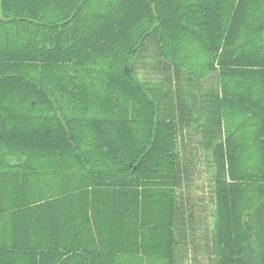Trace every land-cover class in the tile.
<instances>
[{
  "label": "trees",
  "instance_id": "1",
  "mask_svg": "<svg viewBox=\"0 0 264 264\" xmlns=\"http://www.w3.org/2000/svg\"><path fill=\"white\" fill-rule=\"evenodd\" d=\"M150 45L169 65L155 86L137 75ZM201 58L215 248L264 264V0H0V264L82 254L98 201L143 210L156 188L172 205L173 122L198 121L181 75Z\"/></svg>",
  "mask_w": 264,
  "mask_h": 264
},
{
  "label": "crops",
  "instance_id": "2",
  "mask_svg": "<svg viewBox=\"0 0 264 264\" xmlns=\"http://www.w3.org/2000/svg\"><path fill=\"white\" fill-rule=\"evenodd\" d=\"M208 124V122L201 123L199 120L180 122L177 118L173 122L176 157L182 170L185 169L184 164H188L185 163L186 161L192 165L196 163L197 156L200 155L199 146L205 148V139L212 135V130H215ZM199 126L202 127L200 133L188 132L189 130H197ZM188 134L192 140L190 144L192 151L189 152L188 148L186 151H188L189 156L193 157L192 160L184 159V146L179 143L180 140L189 136ZM209 148L206 150L208 152L206 154L209 162L208 170L214 172L213 201L211 204L210 202L196 201L191 195L193 178L198 171L195 165L192 168L195 170L192 178L188 179L185 171L179 176L180 181L173 188L174 202L172 205L167 199L163 201L161 190L156 188H148L144 196H139L143 210L140 206L137 211L135 203L123 207L114 200L112 202L98 201L96 203V227L93 228V234H88L85 237L89 243L87 250L75 256L66 254L53 256L56 258L53 259L55 264H199L203 250L197 252L190 244L193 228L191 223L194 217L199 215L193 211L201 209V207L208 210V214L204 215L207 217L209 225L207 229L209 242L205 244L206 251L209 258L211 256L216 257L214 264H218V261L221 264V255L216 250L214 243L215 157L211 145ZM142 191L140 189L138 192L141 193ZM213 209V228H211ZM122 210L127 213H122ZM145 213L147 217L143 216V218L142 214L145 215ZM200 255L201 257L198 258Z\"/></svg>",
  "mask_w": 264,
  "mask_h": 264
},
{
  "label": "rangeland",
  "instance_id": "3",
  "mask_svg": "<svg viewBox=\"0 0 264 264\" xmlns=\"http://www.w3.org/2000/svg\"><path fill=\"white\" fill-rule=\"evenodd\" d=\"M148 49L149 51L145 52L141 56L143 57V59L139 60L137 63V75L142 82L150 86H155L161 79H163V74L161 72H163V70H166L169 65L162 64L161 62H159L160 60L158 58H155L153 56L154 52L152 53L151 45L148 47ZM206 64H207V59L205 58H201L198 61H196L194 64L196 66L195 69L193 70V74H192L193 76L192 75L190 76L187 70L184 71V73L181 75V78H183L184 80L183 83H188L190 84V87L191 85H193V87L186 89V91L187 90L190 91L188 93L189 95H187L185 91L182 94L178 95L181 109L182 110L189 109L191 111L190 117L198 116V120L201 123L205 122L206 114H204V112L207 111L208 109L209 110L215 109L214 94L215 92H217L216 91L217 80L215 78V73L214 74L210 73L205 78L201 80H196V78H200V76L204 73ZM175 83L174 86L176 85L175 87L177 89V87L180 85H178L177 82ZM175 93L177 94V90L175 91ZM174 95L175 94H173V99L175 98ZM186 103L188 104V106ZM201 131H202V127L199 126L197 130H192V131L189 130L188 132L200 133ZM188 135L189 136L185 137L183 140H180L179 143L184 146L183 149L185 152L184 159L192 160L193 157L188 155L189 154L188 151L189 152L192 151L190 150V144L192 140L190 138V134ZM193 138L195 139V137ZM187 148L189 149L188 151H186ZM194 148L196 147L194 146ZM198 151L200 155L197 156L198 160L196 161V163L193 164L197 166L198 171L196 172V175L193 178V189L191 191V195L196 201L199 200V201H204L206 203L210 202L211 204V202L213 201L212 184L214 180L213 178L214 172L213 170H208L209 162H208V157L206 156V154L208 153L206 151V148L199 146ZM185 163L188 164H184L185 169L181 170V173L185 171V175L188 177V179H190L195 174V170L192 169L195 166H193L192 163L189 164V161H186ZM193 212L195 214L198 213L199 215L195 216L194 220L191 223V226L193 228L191 234L192 242L190 245L192 248L194 247L197 252L198 250H203L202 257L201 255L198 257V258L201 257L199 264H214L216 262L215 260L216 257L211 256V258H209V254L205 248V244L209 242L207 239L208 237L207 229L209 228V225L207 222V217H204V215L208 214V210L203 209L201 207V209H196ZM213 212L214 209L212 210L211 228H213ZM214 217H215V213H214ZM197 233H199V235H197Z\"/></svg>",
  "mask_w": 264,
  "mask_h": 264
}]
</instances>
